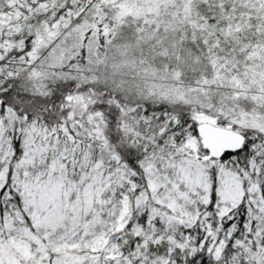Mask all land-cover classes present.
Listing matches in <instances>:
<instances>
[{"label":"snow or ice","instance_id":"snow-or-ice-1","mask_svg":"<svg viewBox=\"0 0 264 264\" xmlns=\"http://www.w3.org/2000/svg\"><path fill=\"white\" fill-rule=\"evenodd\" d=\"M0 264H264V0H0Z\"/></svg>","mask_w":264,"mask_h":264}]
</instances>
